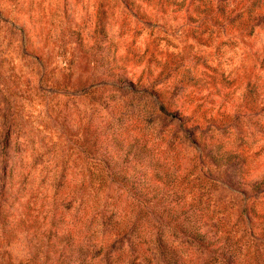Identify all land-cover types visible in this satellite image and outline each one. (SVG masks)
Returning <instances> with one entry per match:
<instances>
[{"label": "rangeland", "instance_id": "obj_1", "mask_svg": "<svg viewBox=\"0 0 264 264\" xmlns=\"http://www.w3.org/2000/svg\"><path fill=\"white\" fill-rule=\"evenodd\" d=\"M67 259L264 264V0H0V264Z\"/></svg>", "mask_w": 264, "mask_h": 264}, {"label": "trees", "instance_id": "obj_2", "mask_svg": "<svg viewBox=\"0 0 264 264\" xmlns=\"http://www.w3.org/2000/svg\"><path fill=\"white\" fill-rule=\"evenodd\" d=\"M94 255H96V254H94ZM59 256H60V254H59ZM92 256H93V255H92ZM64 260H65V259H62V261H64ZM69 261H70V260L67 259V260L65 261V262H66L65 264H69ZM10 264H15V263H10Z\"/></svg>", "mask_w": 264, "mask_h": 264}]
</instances>
